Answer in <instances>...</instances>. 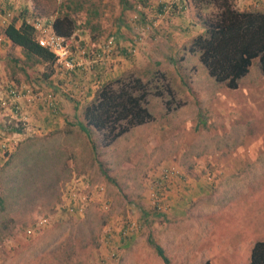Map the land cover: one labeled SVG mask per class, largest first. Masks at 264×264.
I'll return each instance as SVG.
<instances>
[{
    "label": "rangeland",
    "instance_id": "obj_1",
    "mask_svg": "<svg viewBox=\"0 0 264 264\" xmlns=\"http://www.w3.org/2000/svg\"><path fill=\"white\" fill-rule=\"evenodd\" d=\"M64 1L0 0V36L23 9L26 22L51 28ZM92 1H100L105 31L122 16L118 0ZM136 1L128 0L135 11L142 8ZM79 16L71 15L76 26ZM143 29L123 28V35L144 42ZM78 37L90 34L75 29L65 39L70 44ZM100 41L90 56L106 40ZM2 45L0 37V47L14 51ZM154 71L164 78L152 80ZM128 73L150 79L145 107L151 119L107 146L92 132L88 139L67 127L13 141L11 124H1L8 149L0 151V264H164L153 246L166 264H247L253 244L264 243V74L257 60L235 89L213 81L182 48L163 64L121 75ZM167 167L176 174L157 210L152 180ZM40 219L45 223L37 228Z\"/></svg>",
    "mask_w": 264,
    "mask_h": 264
},
{
    "label": "trees",
    "instance_id": "obj_2",
    "mask_svg": "<svg viewBox=\"0 0 264 264\" xmlns=\"http://www.w3.org/2000/svg\"><path fill=\"white\" fill-rule=\"evenodd\" d=\"M145 1L136 2L143 6ZM187 1L192 4L195 18L203 32L194 36L183 49L197 56L213 81L223 84L227 89H235L238 80L247 73L253 60H257L258 69L264 74V14L258 11H238L232 0ZM118 3L121 10L133 8V3L128 0H118ZM100 7V1L65 0L58 6L57 16L50 24L51 30L59 37L68 38L76 29L81 35L89 33L90 40H94L103 32L99 24ZM203 10L207 12L203 14ZM26 13L27 10L23 9L12 16L1 29V35L11 46L19 48L23 66H50L54 62V56L37 44L36 31L31 23L26 22ZM74 13L80 14V24L77 26L71 17ZM112 36H107L105 40L113 39ZM154 72L150 77L152 80L164 78ZM148 81L150 79L143 81L141 77L128 73L102 84L84 106L79 130L88 139L91 132L96 134L101 144L107 146L132 127L148 122L151 119L145 107L146 97L150 94ZM164 91L170 94L168 88ZM153 94L158 98L163 95L156 87ZM90 144L94 150V144ZM153 247L156 255L166 264L167 259L160 247ZM247 264H264L263 242L253 244Z\"/></svg>",
    "mask_w": 264,
    "mask_h": 264
},
{
    "label": "crops",
    "instance_id": "obj_3",
    "mask_svg": "<svg viewBox=\"0 0 264 264\" xmlns=\"http://www.w3.org/2000/svg\"><path fill=\"white\" fill-rule=\"evenodd\" d=\"M145 2L142 6L143 12L138 14L135 7L131 9L133 15L130 20L127 19L130 11L122 10V16L114 18L113 26L106 31L107 25L102 28L104 36L94 40L78 37L80 42L70 41L69 53L75 62L71 71H65L54 63L50 66L43 64L25 67L21 64L19 48L11 46L8 40L0 36L4 43L2 46L14 48L12 54L0 47L3 49H0V95L7 99L9 87L15 88L20 94L13 100L14 106L7 103V107H0V113H3L0 114L3 116L0 126L3 123L11 124L7 127L10 133L8 139L17 141L26 135H42L65 127L79 129L84 106L102 84L131 68L144 67L150 62L163 64L165 57L170 58L172 53L184 48L188 39L203 32L199 21L191 20V8L187 0ZM232 2L238 11H258L264 14V0ZM125 14L126 18L122 21ZM132 17H136L135 20ZM129 26L147 30L142 31L146 34L144 42L142 40L136 43ZM123 28L130 30L129 35H123ZM111 35L114 47L110 56L101 64L91 61V50H95L102 38L104 40ZM6 64L15 68L12 73L9 74L7 68H2ZM17 67L25 71L16 69ZM29 91L35 98L31 97ZM175 204H178L177 200Z\"/></svg>",
    "mask_w": 264,
    "mask_h": 264
},
{
    "label": "built area",
    "instance_id": "obj_4",
    "mask_svg": "<svg viewBox=\"0 0 264 264\" xmlns=\"http://www.w3.org/2000/svg\"><path fill=\"white\" fill-rule=\"evenodd\" d=\"M136 13H141L143 10L141 7H137ZM141 10V11H139ZM36 31V42L37 44L51 52L54 56V64L57 67L63 68L65 71H71L74 66L75 62L73 58L70 56L69 49H68V40L66 41L65 38L59 37L54 34L50 27H45L40 24L33 25ZM113 39L109 38L106 41L102 42V44L97 48V50L93 54V58L91 61L95 63H104L105 60L110 56L113 50ZM30 92V91H29ZM28 93V92H27ZM31 94V92H30ZM20 96L18 91L13 88L9 87L7 91V99L0 95V107L7 105V103L14 106V99ZM32 98H35L33 94H31ZM5 140H0V151L4 152L8 149L7 143L4 142ZM176 174L175 170L171 167L163 168L159 175L152 180V192L150 193V197L154 207L157 210L161 209L160 203L163 199L162 192L164 191V187L171 184V180L173 176ZM82 206L78 205L76 208L77 212H81ZM45 223L44 219H40L36 223V227L38 228L40 225Z\"/></svg>",
    "mask_w": 264,
    "mask_h": 264
}]
</instances>
